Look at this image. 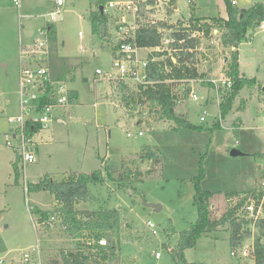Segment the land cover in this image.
Wrapping results in <instances>:
<instances>
[{
  "label": "rangeland",
  "instance_id": "rangeland-1",
  "mask_svg": "<svg viewBox=\"0 0 264 264\" xmlns=\"http://www.w3.org/2000/svg\"><path fill=\"white\" fill-rule=\"evenodd\" d=\"M111 1L125 8L131 0ZM154 1L143 10L148 20L175 23L187 20L190 15L227 16L224 0ZM235 1L234 7L244 9L263 0ZM97 8V0H65L52 18L50 13L56 9L52 1L20 0L17 7L12 0H0V259L3 264H26L24 253L33 254L35 261L38 247L40 264H47L58 257L61 249L72 246L58 217L50 227L37 225V215L27 205L51 212L55 207L53 195L47 190L25 192L19 163L17 170L12 164L17 161L16 153L4 144V132L11 126L7 116L18 109L20 51L43 59L51 78L62 80L76 92L74 102L55 113L64 122L54 121L34 135L38 142L34 146L36 160L26 168V180L37 182L49 177L59 181L72 173L101 170L103 183L89 184L87 200L75 204V208L115 207L120 211L122 236L116 258L110 264H175L170 249L176 246L179 233L197 218L193 194L200 170L203 171L200 188L214 192L209 200L213 218H219L229 203L237 200V197L225 198V191L253 192L264 187V26L249 31L250 38L237 47L239 71L250 81L239 91L225 116L219 108L225 90L220 79L227 78L223 66L230 49L220 45L216 30L211 41L201 39L197 66L206 76L181 85L180 89L185 86L188 93L179 91L176 105V111L185 116L192 128L173 130L176 123L158 120L147 104L129 114V108L121 100L123 91H118L116 83L94 75L96 67L112 68L111 50L119 28L131 27L134 21L130 9L112 7L107 11V35L93 34L90 15ZM35 41L45 42L46 47L33 48ZM148 54L149 50L141 49V56ZM210 80L216 82L211 84ZM190 89L197 99L189 96ZM144 147L153 150L159 163L153 165L151 160L140 159ZM233 148L244 154L231 156ZM151 167L153 171L144 174L142 180H133L131 176L130 180L116 182L107 178L108 172L116 177L127 172L126 168L145 171ZM145 203L159 207L153 209ZM148 220L154 224L155 233L146 224ZM228 227L226 223L202 233L194 247L184 249V258L203 264H254L250 253L255 228L250 226L252 234L240 247L232 248Z\"/></svg>",
  "mask_w": 264,
  "mask_h": 264
},
{
  "label": "trees",
  "instance_id": "trees-1",
  "mask_svg": "<svg viewBox=\"0 0 264 264\" xmlns=\"http://www.w3.org/2000/svg\"><path fill=\"white\" fill-rule=\"evenodd\" d=\"M108 1L110 0H97L98 8L90 15L92 33L102 37L107 35L109 16L103 8ZM134 1L138 5L135 17L137 46L140 48L160 46L162 37L167 31V37L172 41L163 49L151 50L147 55V72L148 78L152 81L151 84L132 85L130 88L128 83L116 82L118 91H123L121 100L129 108V114L132 115L137 107L147 104L158 120L174 121L176 125L172 127L173 130L180 127L192 128V124L186 120L185 116L176 111L180 86L186 79L203 80L205 78V73L198 70L197 50L201 39L206 38L211 41L215 37L214 30H216L220 45L230 49L228 60L223 66V74L231 81V84L230 87L225 86L219 104L220 113L225 116L232 108V103L239 91L250 81L239 71L237 47L242 41L250 38L249 31L264 24V0L257 1L243 10L234 7L231 0H224L226 17L190 15L187 20H178L175 23H169L167 20H148L143 10H146L147 6H152L153 1ZM112 48H115L114 45ZM209 82L212 84L211 81ZM183 92L187 94L188 89L186 88ZM241 102L243 108L244 102L242 100ZM215 127L219 128L218 124ZM144 148L145 152L140 155V159L151 160L153 165L159 163L160 159L153 150L149 147ZM12 164L17 170V161H13ZM126 169H128L127 172L119 173L116 177L108 172L107 178L116 182L130 180L131 176L133 180H142L144 174L148 175L153 171L152 167L145 171ZM262 174L264 181V172ZM202 178L203 171L200 170L193 194L197 218L187 229L179 233L176 246L170 249L175 264H203L187 261L183 254L184 249L194 247L202 233L213 231L226 223L229 225L228 240L232 248L240 247L243 240L252 234L250 226L255 228L250 254L254 264H264V214L254 217V214L246 209V206L252 203L253 212H255L261 203L264 210V187H259L253 192L225 191L223 194L225 198L233 200L237 197V200L230 202L219 218H213L209 210V200L214 192L200 188L199 180ZM104 180L103 172L95 170L90 174L72 173L59 181L44 177L37 182L27 183V192L47 190L55 200V207L51 212L31 208V212L33 210V213L37 215V225L42 226L43 220L50 215H55L60 219L64 233L71 239L72 246L61 249L58 257L51 259L47 264H110L116 258V247L122 236L120 211L115 207L95 210L75 208V204L87 200L89 184H102ZM101 239H105L106 244L101 245L99 243Z\"/></svg>",
  "mask_w": 264,
  "mask_h": 264
},
{
  "label": "built area",
  "instance_id": "built-area-1",
  "mask_svg": "<svg viewBox=\"0 0 264 264\" xmlns=\"http://www.w3.org/2000/svg\"><path fill=\"white\" fill-rule=\"evenodd\" d=\"M13 4L20 7V0H12ZM55 5L56 9L50 13L52 18L59 13L60 7L64 5L65 0H49ZM153 1V0H152ZM157 1V0H155ZM154 1V2H155ZM232 4H235V0H231ZM115 7L121 10L123 5L120 3H114L113 1H108L104 5V11L107 12L109 8ZM124 9H130L132 16H134V21H132L131 27L120 26L119 36L114 41V47L111 50V69H103L96 67L94 69V75L100 80L111 81V82H125L131 85H143L147 86L151 84L152 81L148 78L147 66L148 59L146 56L140 55L141 49L151 50H161L172 41L167 36H163L160 46L155 48H140L137 46L135 41V17L138 10L137 2L131 0L125 5ZM261 26H264L262 24ZM33 48H45L46 43L43 41H35L33 43ZM26 57V59H25ZM33 55L19 54V67H18V109L17 113L7 116V121L11 124L9 129L4 133V144L11 147L17 156V163L22 171L24 189L27 192L26 180V168L29 164L35 162V139L34 135L46 129L51 125L52 122L56 121V111L62 109L74 102L73 93L68 88L65 82L62 80H53L50 76L49 68L45 62L37 61ZM38 62V63H37ZM195 79H186L182 82L192 83ZM212 84L216 80H210ZM221 85L230 87L231 81L228 78L220 79ZM216 85V84H215ZM185 86L181 87V90H185ZM189 96L193 99H197L193 89H190ZM205 113V112H204ZM200 120H204V116H200ZM37 130V131H35ZM127 136H130L129 131L126 132ZM138 134H141L139 131ZM28 208L31 207L29 204ZM248 211L254 214V217L262 216L264 210L261 207V203L257 207L256 211L253 212V204L246 206ZM55 215H50L47 219L41 222L44 227H50L53 225ZM152 232L155 233L154 224L148 220L146 222ZM101 245L106 244L105 239L99 240ZM33 255V254H32ZM32 255L28 253L23 254V260L26 264H40V252L39 247L37 248V253L35 261L32 260ZM156 257L159 256L157 252ZM37 260V261H36ZM0 264H3L2 259H0Z\"/></svg>",
  "mask_w": 264,
  "mask_h": 264
},
{
  "label": "water",
  "instance_id": "water-1",
  "mask_svg": "<svg viewBox=\"0 0 264 264\" xmlns=\"http://www.w3.org/2000/svg\"><path fill=\"white\" fill-rule=\"evenodd\" d=\"M102 9V7H100ZM243 10V9H242ZM244 154L242 151L238 150V149H231L230 150V155L231 156H239V155H242ZM146 206H150L152 207L153 209H157L159 206L157 204H153V203H145Z\"/></svg>",
  "mask_w": 264,
  "mask_h": 264
},
{
  "label": "crops",
  "instance_id": "crops-1",
  "mask_svg": "<svg viewBox=\"0 0 264 264\" xmlns=\"http://www.w3.org/2000/svg\"><path fill=\"white\" fill-rule=\"evenodd\" d=\"M236 4V3H235ZM235 4H233V5H235ZM175 8H176V6H175ZM195 17H197V16H195ZM211 17V16H210ZM221 17H225V16H221ZM47 27V30H50L51 29V27L49 26V25H47L46 26ZM42 30V29H41ZM146 51H148L149 49H145ZM141 51V50H140ZM145 56V55H144ZM239 59V58H238ZM43 59H41V60H37L38 62L39 61H42ZM37 62V63H38ZM241 72V71H240ZM70 89V88H69ZM71 90V92L73 93V97H74V99H75V96H76V92L75 91H73L72 89H70ZM56 122H64V119L60 116V115H58L57 116V118H56ZM5 133V132H4ZM38 142H36L35 144H37ZM37 147V145H35V148ZM40 208V207H39ZM42 209V208H41Z\"/></svg>",
  "mask_w": 264,
  "mask_h": 264
}]
</instances>
